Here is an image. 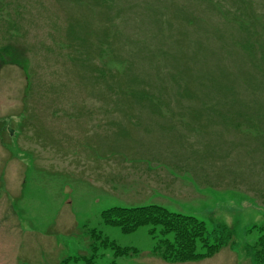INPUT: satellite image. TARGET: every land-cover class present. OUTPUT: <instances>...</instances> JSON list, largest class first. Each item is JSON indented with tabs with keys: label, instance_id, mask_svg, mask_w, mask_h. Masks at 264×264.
<instances>
[{
	"label": "rangeland",
	"instance_id": "obj_1",
	"mask_svg": "<svg viewBox=\"0 0 264 264\" xmlns=\"http://www.w3.org/2000/svg\"><path fill=\"white\" fill-rule=\"evenodd\" d=\"M149 204L235 245L171 263L102 221ZM261 229L264 0H0V264H254Z\"/></svg>",
	"mask_w": 264,
	"mask_h": 264
},
{
	"label": "trees",
	"instance_id": "obj_2",
	"mask_svg": "<svg viewBox=\"0 0 264 264\" xmlns=\"http://www.w3.org/2000/svg\"><path fill=\"white\" fill-rule=\"evenodd\" d=\"M106 226L118 227L124 234H132L142 227H150V235L156 239L154 253L166 262L190 263L200 262L216 256L223 248L234 246V236L228 227L219 225L209 230L207 224L190 215L173 212L158 204L137 207H113L101 215ZM264 230V229H261ZM92 239L101 247L114 251L115 256H131L137 249L120 247L104 237L101 232L91 231ZM92 257L68 258L58 264H69L71 260H84L86 264H94ZM254 264H264V235L251 246ZM110 264H117L115 261Z\"/></svg>",
	"mask_w": 264,
	"mask_h": 264
},
{
	"label": "water",
	"instance_id": "obj_3",
	"mask_svg": "<svg viewBox=\"0 0 264 264\" xmlns=\"http://www.w3.org/2000/svg\"><path fill=\"white\" fill-rule=\"evenodd\" d=\"M11 133H13V132L11 131Z\"/></svg>",
	"mask_w": 264,
	"mask_h": 264
}]
</instances>
